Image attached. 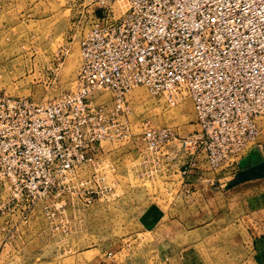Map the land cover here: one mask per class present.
I'll use <instances>...</instances> for the list:
<instances>
[{"label": "rangeland", "instance_id": "374dc122", "mask_svg": "<svg viewBox=\"0 0 264 264\" xmlns=\"http://www.w3.org/2000/svg\"><path fill=\"white\" fill-rule=\"evenodd\" d=\"M90 5L0 0V94L46 104L75 90ZM127 98L133 136L103 141L75 171L77 187L104 179L93 202L80 198L83 190L33 201L0 190V264H264V176L231 184L242 168L264 162V118L237 166L210 170L178 141L156 153L140 137L144 119L192 133L188 97L171 106L138 86ZM110 100L108 92L94 98Z\"/></svg>", "mask_w": 264, "mask_h": 264}, {"label": "built area", "instance_id": "2783aa9c", "mask_svg": "<svg viewBox=\"0 0 264 264\" xmlns=\"http://www.w3.org/2000/svg\"><path fill=\"white\" fill-rule=\"evenodd\" d=\"M91 2L75 90L46 104L0 94V190L16 201L83 190L93 202L104 179L77 187L75 171L103 141L133 136L127 94L138 86L171 106L188 97L196 114L186 137L142 120L149 150L178 141L210 170L237 166L264 118V0ZM102 92L110 102L95 103Z\"/></svg>", "mask_w": 264, "mask_h": 264}, {"label": "water", "instance_id": "95a60500", "mask_svg": "<svg viewBox=\"0 0 264 264\" xmlns=\"http://www.w3.org/2000/svg\"><path fill=\"white\" fill-rule=\"evenodd\" d=\"M264 176V162L242 168L236 175L235 179L231 182L232 185L242 183L244 181L259 178Z\"/></svg>", "mask_w": 264, "mask_h": 264}, {"label": "crops", "instance_id": "0c3cea01", "mask_svg": "<svg viewBox=\"0 0 264 264\" xmlns=\"http://www.w3.org/2000/svg\"><path fill=\"white\" fill-rule=\"evenodd\" d=\"M194 128H195V126H194ZM194 130V129H193ZM233 190H235V189H237V190H240L239 188H232ZM235 197V196H234ZM237 199H238V197H236ZM239 201V200H238ZM240 202V201H239ZM263 208H264V206H263Z\"/></svg>", "mask_w": 264, "mask_h": 264}]
</instances>
